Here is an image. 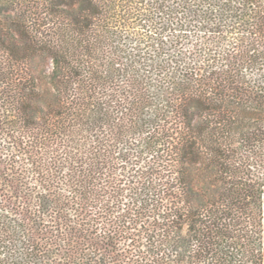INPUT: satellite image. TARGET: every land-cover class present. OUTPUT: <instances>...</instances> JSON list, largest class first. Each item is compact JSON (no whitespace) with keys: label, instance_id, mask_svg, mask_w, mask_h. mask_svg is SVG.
Listing matches in <instances>:
<instances>
[{"label":"trees","instance_id":"obj_1","mask_svg":"<svg viewBox=\"0 0 264 264\" xmlns=\"http://www.w3.org/2000/svg\"><path fill=\"white\" fill-rule=\"evenodd\" d=\"M263 196V0H0V264H263Z\"/></svg>","mask_w":264,"mask_h":264},{"label":"rangeland","instance_id":"obj_2","mask_svg":"<svg viewBox=\"0 0 264 264\" xmlns=\"http://www.w3.org/2000/svg\"><path fill=\"white\" fill-rule=\"evenodd\" d=\"M263 2H264V0H263ZM46 67H47V69H49L51 67L50 62L46 63ZM263 236H264V196H263Z\"/></svg>","mask_w":264,"mask_h":264},{"label":"crops","instance_id":"obj_3","mask_svg":"<svg viewBox=\"0 0 264 264\" xmlns=\"http://www.w3.org/2000/svg\"><path fill=\"white\" fill-rule=\"evenodd\" d=\"M263 264H264V259H263Z\"/></svg>","mask_w":264,"mask_h":264}]
</instances>
